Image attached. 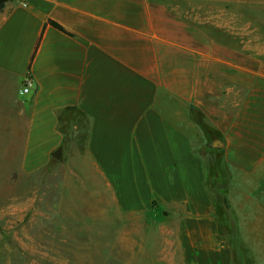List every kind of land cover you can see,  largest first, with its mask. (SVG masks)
<instances>
[{
	"label": "crops",
	"instance_id": "1",
	"mask_svg": "<svg viewBox=\"0 0 264 264\" xmlns=\"http://www.w3.org/2000/svg\"><path fill=\"white\" fill-rule=\"evenodd\" d=\"M0 73L13 104L27 106L25 171L77 145L66 170L79 191L106 193L113 212L140 220L171 216L187 256L232 264L195 146L209 141L198 117L222 146L242 250L264 238V206L250 208L248 194L264 193V0H9Z\"/></svg>",
	"mask_w": 264,
	"mask_h": 264
},
{
	"label": "rangeland",
	"instance_id": "2",
	"mask_svg": "<svg viewBox=\"0 0 264 264\" xmlns=\"http://www.w3.org/2000/svg\"><path fill=\"white\" fill-rule=\"evenodd\" d=\"M11 84V78L0 73V264H198L183 251L173 217L149 214L140 220L118 208L113 212L106 193L79 191L82 181L66 170L78 164L68 156L77 145L65 144L59 159L51 157L39 169L25 171L27 106L18 99L13 104ZM16 87L21 97V84ZM197 121L209 141L195 146L207 156L205 180L207 174L212 176L207 188L213 215L230 243L232 264H264V238L251 241L255 251L242 250L227 200L229 185L219 176L223 159L215 148L222 146L210 143L211 128ZM245 178L248 184L257 180ZM216 181L225 185L219 188ZM248 194L250 208L264 206L263 192ZM259 226L264 230V223Z\"/></svg>",
	"mask_w": 264,
	"mask_h": 264
},
{
	"label": "trees",
	"instance_id": "3",
	"mask_svg": "<svg viewBox=\"0 0 264 264\" xmlns=\"http://www.w3.org/2000/svg\"><path fill=\"white\" fill-rule=\"evenodd\" d=\"M7 1H9V0H0V10H2V8L5 6V3L7 2ZM51 22V24L52 25H54L55 27H57V28H59V29H61V30H63V27L61 26V25H59L58 23H56V22H54V21H50ZM204 126H207V124H203V127ZM215 149H217V150H220V148H215ZM222 158V157H221ZM208 176H207V180H205L206 181V185H207V183H210L211 181H212V176L211 175H209V174H207ZM220 176V175H219ZM224 176V175H223ZM219 181V180H218ZM217 186H219V188L220 187H222V184L223 183H218L217 181H216V183H215ZM223 185H225V184H223ZM216 186V187H217ZM222 201H223V203L225 204V206H227V202H226V198H225V196L223 195L222 196Z\"/></svg>",
	"mask_w": 264,
	"mask_h": 264
},
{
	"label": "built area",
	"instance_id": "4",
	"mask_svg": "<svg viewBox=\"0 0 264 264\" xmlns=\"http://www.w3.org/2000/svg\"><path fill=\"white\" fill-rule=\"evenodd\" d=\"M32 82H33V79L29 75H26L23 78V82L21 84V89L19 92L21 94H26L30 90V85Z\"/></svg>",
	"mask_w": 264,
	"mask_h": 264
},
{
	"label": "water",
	"instance_id": "5",
	"mask_svg": "<svg viewBox=\"0 0 264 264\" xmlns=\"http://www.w3.org/2000/svg\"><path fill=\"white\" fill-rule=\"evenodd\" d=\"M213 145L219 147L221 146V143L219 140H216L213 142ZM60 155H61V148H57L55 151L52 152V157L55 159H59Z\"/></svg>",
	"mask_w": 264,
	"mask_h": 264
}]
</instances>
